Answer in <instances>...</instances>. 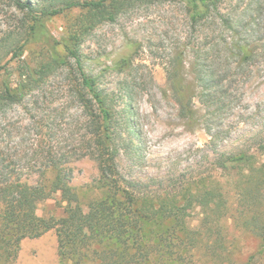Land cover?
Segmentation results:
<instances>
[{"label":"rangeland","instance_id":"rangeland-1","mask_svg":"<svg viewBox=\"0 0 264 264\" xmlns=\"http://www.w3.org/2000/svg\"><path fill=\"white\" fill-rule=\"evenodd\" d=\"M220 8L193 25L182 0L137 1L100 23L81 46L85 70L116 103L124 180L137 186L145 205L166 200L186 206L183 217L142 218L138 255L147 256L140 264H264V0H223ZM77 14L51 18L48 32L60 38ZM18 15L10 0H0V39L16 28ZM48 46L40 37L25 59H46ZM196 56L202 65L194 68ZM203 66L209 76L201 83L195 76ZM171 72L191 84L194 123L181 117ZM79 78L75 62L60 67L22 103L0 110V148L24 175L34 174L32 153L40 143L66 151L82 146L87 129ZM71 167L89 218L99 195L97 164L81 157ZM63 206L55 194L37 213L61 216ZM60 263L56 230L21 242L16 264Z\"/></svg>","mask_w":264,"mask_h":264},{"label":"trees","instance_id":"trees-1","mask_svg":"<svg viewBox=\"0 0 264 264\" xmlns=\"http://www.w3.org/2000/svg\"><path fill=\"white\" fill-rule=\"evenodd\" d=\"M10 1L20 15L16 28L0 39V110L22 103L34 90L42 87L56 69H70L75 62L80 76L76 89L85 111L83 125L87 132L82 146L71 151L58 150L57 144L51 142L40 143L32 153L38 160V164H34L37 165L34 174L24 175L15 157L0 148V264H16L24 239L40 237L53 229L58 236L60 264H86L94 260L96 264H140L147 256L138 255L143 247L142 218L160 223L183 217L186 206L166 200L157 204L147 201L148 205H145L137 186L124 180L118 157L125 139L121 119L115 110L116 103L100 87L98 78L85 70L81 46L100 23L114 21L122 9L147 0ZM182 1L188 7L193 25L220 13L223 2ZM66 11H78V14L70 29L57 38L48 32L47 22ZM40 37L49 44L45 55L48 57L31 64L25 59V53ZM58 47H62L64 54L59 53ZM239 49L244 57H249L244 47ZM121 61L127 63L125 58ZM183 61L180 58L181 65ZM201 65L196 56L193 67ZM208 73L203 66L197 69L195 78L203 83ZM169 80L181 117L194 123L197 110L191 84L174 72L170 73ZM81 157L93 159L99 173L96 182L99 195L93 202V213L89 218L82 213L79 194L72 185L71 164ZM55 194H60L64 203L63 214L39 215L38 205ZM179 227L183 231L186 229L183 220L179 221ZM88 230L92 231L93 238H89ZM93 244L96 246L92 247Z\"/></svg>","mask_w":264,"mask_h":264}]
</instances>
